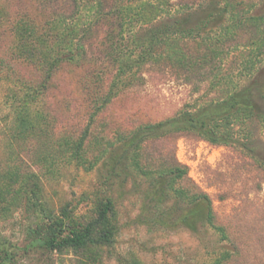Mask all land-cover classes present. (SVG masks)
Masks as SVG:
<instances>
[{"label": "rangeland", "instance_id": "374dc122", "mask_svg": "<svg viewBox=\"0 0 264 264\" xmlns=\"http://www.w3.org/2000/svg\"><path fill=\"white\" fill-rule=\"evenodd\" d=\"M208 1L171 0L168 9L177 15ZM242 1L241 16L258 14L263 6V0ZM112 2L107 0V10ZM76 11L74 0H0V167L6 169L16 163L25 172H35L48 203L54 209L67 206L73 217L86 225L96 218L98 200L106 191L99 183L98 168L87 171L62 157L61 142L63 138H77L89 123L92 105L84 82L90 70L103 68L110 82L117 67L108 56L104 58V31L110 23L97 24L87 0L81 1V12ZM60 15L75 16L81 26L93 21L94 30L83 37L87 50L84 65L67 67L47 82L42 67L20 55L15 29L19 22L28 21L36 25L40 35L46 21ZM231 17L224 27L234 23ZM226 34L225 30L218 32L217 38ZM219 48L217 57L197 65L192 72L171 70L165 64L136 68L131 86L98 118L97 131L118 144L122 134L143 124L224 100L254 79L264 83V26L260 30L251 25L235 28ZM190 52L197 55L195 42H190ZM26 112L37 126L41 144L47 142L51 150L45 162H35L40 140L22 142L13 136L19 130V115ZM231 132L233 142L227 146L213 145L194 133L146 145L152 167H158L160 157L177 160L188 171L187 178L211 197L218 223L229 241L210 227H201L193 234L184 225L174 224V217L186 209L185 203L177 207L175 198L168 204L176 210L171 226L140 222L145 207L142 193L151 179L132 170L128 184L123 186L118 181L112 190L119 233L111 250H104L97 258L98 264H126L125 260L132 259L141 264H211L223 246L234 253L232 264H264V117L259 113L247 117ZM149 207L150 217L158 212L155 203ZM32 221L33 214L13 208L9 217L0 219V243L24 246ZM15 259V264H61L60 256L37 250L19 251Z\"/></svg>", "mask_w": 264, "mask_h": 264}, {"label": "trees", "instance_id": "16d2710c", "mask_svg": "<svg viewBox=\"0 0 264 264\" xmlns=\"http://www.w3.org/2000/svg\"><path fill=\"white\" fill-rule=\"evenodd\" d=\"M81 1L84 0H74L76 14L81 12ZM87 1L97 24L108 21L111 25L104 31V58L108 56L109 62L117 67V74L109 82L103 68L90 70L84 82L85 95L92 105L89 123L77 138L62 139L61 153L62 157L87 171L98 168L99 183L105 188L106 195L98 200L96 218L81 225L67 206L54 209L48 203L35 172H25L16 163H10L6 169L0 167V219L9 217L13 208L18 207L34 215V221L26 230L27 243L24 246L9 241L0 243V264H15L17 253L22 250L56 254L61 257V264H98L97 258L104 250H111L119 233L112 190L118 181L127 185L132 170L151 179V185L142 193L145 207L138 219L140 222L148 226H171L169 222L176 210L168 208V204L171 198H175L177 207L185 203L186 209L174 217V224L184 225L193 234H197L201 227H210L221 234L223 240L229 241L225 229L218 223L211 197L187 178L188 171L180 167L177 160L173 162L160 157L158 167H152L146 145L187 133H194L213 145L231 144V131L236 125L254 114L264 117V83L254 79L224 100L164 121L143 124L122 134L118 144L101 135L96 122L114 99L131 86L136 68L165 64L171 70L192 72L197 65L219 55L220 44L233 29L251 25L260 30L264 26V0L258 14L242 16L239 14L242 0H209L203 6L177 15L168 9L171 0H114L110 10H107V0ZM163 15L166 17L162 19ZM229 17L234 23L224 27ZM91 23L93 21L81 26L75 16L60 15L46 21L38 35L36 25L21 21L15 29L19 36L20 55L31 64L42 67L46 81L50 82L65 68L84 65L87 50L82 42L83 37L94 30ZM223 30L227 32L225 37L217 38L218 32ZM32 38L35 42L31 41ZM190 42H195L197 55L190 52ZM18 120L19 130L14 138L22 142L40 140L35 162H45L51 150H48L47 142L41 144V135L37 133L30 112L19 115ZM90 154L92 157L88 158ZM153 203L158 212L150 217L148 208ZM220 250L211 264H232V250L227 246ZM86 254L87 258L81 257ZM125 261L126 264H141L137 259Z\"/></svg>", "mask_w": 264, "mask_h": 264}]
</instances>
